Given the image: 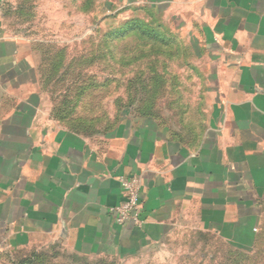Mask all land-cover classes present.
Returning <instances> with one entry per match:
<instances>
[{"label":"crops","instance_id":"obj_1","mask_svg":"<svg viewBox=\"0 0 264 264\" xmlns=\"http://www.w3.org/2000/svg\"><path fill=\"white\" fill-rule=\"evenodd\" d=\"M147 1L184 5L199 26L215 95L196 140L161 125L84 137L50 120L32 44L4 34L0 0V257H138L182 228L264 251V0ZM128 177L139 227L108 212Z\"/></svg>","mask_w":264,"mask_h":264},{"label":"rangeland","instance_id":"obj_2","mask_svg":"<svg viewBox=\"0 0 264 264\" xmlns=\"http://www.w3.org/2000/svg\"><path fill=\"white\" fill-rule=\"evenodd\" d=\"M184 7L169 11L147 0H2L1 26L6 36L31 42L50 120L84 137L161 125L187 142L209 125L215 88L199 26L186 24L192 20ZM158 248L131 258L64 252L26 263L264 264L263 250L237 249L194 229H179ZM13 260L0 257V264Z\"/></svg>","mask_w":264,"mask_h":264},{"label":"built area","instance_id":"obj_3","mask_svg":"<svg viewBox=\"0 0 264 264\" xmlns=\"http://www.w3.org/2000/svg\"><path fill=\"white\" fill-rule=\"evenodd\" d=\"M120 185L123 200L119 205L110 207L108 212L118 226L132 224L139 227L142 225L139 181L136 177L122 178Z\"/></svg>","mask_w":264,"mask_h":264},{"label":"trees","instance_id":"obj_4","mask_svg":"<svg viewBox=\"0 0 264 264\" xmlns=\"http://www.w3.org/2000/svg\"><path fill=\"white\" fill-rule=\"evenodd\" d=\"M31 259H32V258H31ZM26 261H27V260H23V261H21L19 264H27Z\"/></svg>","mask_w":264,"mask_h":264}]
</instances>
